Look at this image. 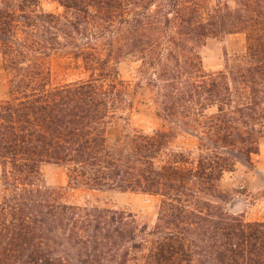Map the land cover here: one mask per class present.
I'll return each mask as SVG.
<instances>
[{
	"label": "trees",
	"instance_id": "obj_1",
	"mask_svg": "<svg viewBox=\"0 0 264 264\" xmlns=\"http://www.w3.org/2000/svg\"><path fill=\"white\" fill-rule=\"evenodd\" d=\"M239 33L245 54L206 71L208 39ZM0 54V264H264V221L232 213L221 185L264 137V0H0ZM55 56L81 76L57 81ZM127 58L166 127L128 128ZM181 133L194 150L174 147ZM45 164L73 187L159 197L156 225L65 202Z\"/></svg>",
	"mask_w": 264,
	"mask_h": 264
},
{
	"label": "rangeland",
	"instance_id": "obj_2",
	"mask_svg": "<svg viewBox=\"0 0 264 264\" xmlns=\"http://www.w3.org/2000/svg\"><path fill=\"white\" fill-rule=\"evenodd\" d=\"M215 3L217 0H210ZM46 11L59 12L63 8L56 2L45 1ZM247 49L246 36L243 33L230 34L221 38H210L201 48L203 64L208 72L225 69L237 57L243 56ZM78 64L63 56L52 60L54 78L57 81L77 79L83 69ZM121 74L129 84L128 94L134 102L129 114V129L152 132L165 126L158 115L157 105L152 91L142 82L139 75V63L129 58L120 64ZM9 95V75L0 54V99ZM124 122L112 129L116 139L124 131ZM197 139L181 133L174 142V147L182 150H194ZM254 167L239 164L222 179V188L229 192L231 200L228 209L232 213L244 214L250 221H264V137L260 142V151L253 156ZM47 186L59 189L62 199L70 204L88 207L114 208L132 213L141 225L153 228L158 220L160 198L150 194L124 192L119 189L96 190L88 187L69 185L67 169L57 164H45L42 167ZM1 187V166H0Z\"/></svg>",
	"mask_w": 264,
	"mask_h": 264
}]
</instances>
